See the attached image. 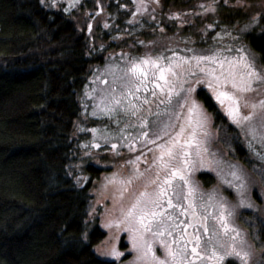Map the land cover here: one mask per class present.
Wrapping results in <instances>:
<instances>
[{
	"label": "snow or ice",
	"instance_id": "1",
	"mask_svg": "<svg viewBox=\"0 0 264 264\" xmlns=\"http://www.w3.org/2000/svg\"><path fill=\"white\" fill-rule=\"evenodd\" d=\"M77 3L71 0V7ZM130 3L129 35L137 25L144 28L145 17L155 25L153 32L164 33L155 15L160 0ZM56 4L52 0V6ZM217 5L218 0H208L196 5L200 11L172 12L169 19L183 27L191 24L186 16L214 14ZM257 23L254 16L238 32H247ZM87 27L91 33L92 24ZM103 27L110 25L105 22ZM215 27L216 22L204 25L200 39L206 41L208 30ZM225 36L233 41L240 38L231 31L217 32L207 48L194 47L190 37L180 41L183 47L171 40L158 43L137 38L135 43L144 52L121 51L103 72L93 73V88L86 86L82 99L85 119H107L108 123L90 129L77 126L78 132L91 133L80 147L89 150L85 155L101 148L114 156H120L121 150L131 154L122 166L127 174L119 180V217L104 225L126 232L131 247L121 252L113 245L100 255L114 261L132 255L122 264H250V253L244 248L247 241L233 224L236 207H253L248 186L236 164H228L225 171L226 162L210 150L209 117L196 99L197 90L206 88L231 124L244 133L248 150L264 162V67H257L243 45L224 44ZM88 99L91 112L83 102ZM201 169L215 172L218 185L205 191L195 183L192 174ZM137 184L125 204L124 193ZM221 186L236 193L237 205L230 206Z\"/></svg>",
	"mask_w": 264,
	"mask_h": 264
},
{
	"label": "trees",
	"instance_id": "2",
	"mask_svg": "<svg viewBox=\"0 0 264 264\" xmlns=\"http://www.w3.org/2000/svg\"><path fill=\"white\" fill-rule=\"evenodd\" d=\"M228 1L224 7L218 0L222 7L210 16L217 27L204 41L200 29L213 23L210 18L188 15L191 24L183 27L169 19L172 12L200 11L201 0H160L164 33L153 32L155 25L144 19V28L137 25L131 35L128 9L120 7L130 0H84L71 11H64L62 2L53 7L52 0H0V264H117L93 251L105 238L97 214L90 211L91 180L102 170L86 165L90 181L82 186L70 173L81 160L75 123L82 90L92 69L109 55L144 52L137 38L183 47L180 41L190 37L194 47L204 48L212 42L209 32L242 26L254 16L258 23L245 41L264 67V6L248 3L236 11ZM196 99L213 116L214 128L228 137L221 142L227 153L249 166L236 130L211 96L200 88ZM199 179L206 187L213 182L209 174ZM251 225L255 245L264 249L263 221L253 217Z\"/></svg>",
	"mask_w": 264,
	"mask_h": 264
},
{
	"label": "rangeland",
	"instance_id": "3",
	"mask_svg": "<svg viewBox=\"0 0 264 264\" xmlns=\"http://www.w3.org/2000/svg\"><path fill=\"white\" fill-rule=\"evenodd\" d=\"M84 0H79V3L76 4L75 7H71V0H57V4L64 3V6L68 8V11L74 10L78 8V5L82 3ZM120 2H126V0H120ZM207 3L208 0H201V3ZM229 2V1H228ZM231 3H233L234 10L238 11L240 6L243 7L248 3L251 4H257L258 6L262 5L264 6V0H242L241 4H237V0H233ZM229 4V3H228ZM221 5L226 6L227 4L224 3V0H221ZM220 4L217 5V13L218 8L220 9L222 6ZM132 5L126 6V9H131ZM151 7H156L155 5H152ZM65 9V8H64ZM264 9H260L262 11ZM160 6L156 7V18L159 22L166 21L165 17H162L160 14ZM212 13H208L206 16H203V21H206V19L210 18V20H207L208 23L216 21L215 16L210 17ZM190 16H186L185 19H190ZM146 19L147 18H143ZM250 23V22H249ZM245 23L242 26L234 25V28H227L225 26L224 28H221L220 30L210 33L209 32V38L212 41V36H215L217 32H220L221 35H223V31H231L233 36H239L240 38L236 41H233L230 37L225 36L223 43L224 44H234L235 46L243 45L245 48V52L250 56L254 57L256 61L257 67H261V64L259 62L258 56L253 52L250 47L246 44L245 41V35L246 33L250 32L255 25H252L250 29L247 32H238V29L243 28L244 25L249 24ZM109 29V28H108ZM223 29V31H222ZM213 31V30H212ZM213 43L210 42L208 45H205L204 48L209 47ZM207 46V47H206ZM119 54V53H117ZM117 54H111L106 58V61L99 67H95L92 69L90 76L87 80V84L85 85L84 89L81 93V102H80V108H81V117L79 120L75 123V134L81 139L79 143V150L76 154L80 160L77 165H75L70 173L74 172L76 173L75 182L79 184L80 186L85 185L87 182L90 181V176L85 172L86 165L90 164L94 166L95 168H98L102 170V172L99 174L97 179L91 180L92 182V188H91V205H90V211L91 214H97L99 219V227L100 229L105 233L104 240L96 245L93 248V251L97 258L105 261H113L117 264H122L123 261L131 260L132 255L126 254L125 257L121 258V261H114L111 257L100 255L101 252H106L111 249L113 245L117 247V249L121 252H127V249L131 247V245L128 243V236L126 232L118 231L115 226L112 228L104 227V225L110 220H114L119 217V202L121 200L118 189L120 188L119 180L122 176L127 174V167L124 166V161L128 158H130V155L126 150H121L120 156H114L110 151H106L103 148L101 149H92L91 155H85L84 153L89 151L88 149H82L80 147L81 144L86 143L88 140L91 139V133H88L87 135L83 132L77 131V126L83 127V128H93L107 124V119L100 120L96 118L89 117L87 120L85 119V109L82 106V99L84 98V93L86 90V86L88 90H91L93 88L92 84V77L93 73H96L98 70L99 72H103L105 69V66L111 62L112 59L115 58ZM111 78L109 77V86H110ZM96 87H101L97 83ZM206 93L211 96V93L204 88ZM213 102L215 103L218 111L222 114V116L225 118L227 125L232 126L239 136L240 143L242 145V148L245 150V152L248 154L249 158V166L247 164H244L243 162H240L236 160L234 157H231L226 149L225 146L221 144L223 139H227L225 135H223L222 132H219L216 128H214V120L213 116L208 112V110L203 106V108L206 110V113L208 114L209 121H210V136H209V142H210V150L217 154V159H222L226 163H224L222 166L224 167L225 171L227 170L228 164H236L238 168L240 169L241 175L246 182L248 186V192L247 196L252 202L253 207L252 208H235V217L233 219L234 226L239 229L240 231V237L245 239L247 243L245 244L244 248L245 251L250 253V264H261V256L264 252V249H258L257 246L254 243V240L252 236L250 235L249 231L251 225V221L253 217H257L264 223V182L261 179V175H264V162L257 159V157L248 150L247 144H246V137L243 132L239 128H237L235 125L231 124L228 117L225 115L223 109L220 107V105L213 99L211 96ZM84 103H88L89 107L87 109L88 112L92 111L91 104L92 101L90 99L84 100ZM200 102V101H199ZM201 103V102H200ZM245 112L247 109L244 110ZM257 147H259L257 145ZM203 170V169H202ZM203 172L211 175L213 177V182L210 184V186L206 187L203 186L200 182L198 184L201 185V188L205 191L211 190L214 186H217L219 181L215 174V172L209 171L207 169H204ZM79 178V179H78ZM198 180V179H197ZM111 181V182H110ZM138 187L137 185H133L127 192L124 193V199L123 202L126 204L129 201L130 193L133 188ZM221 190L223 191V195H225L229 202L230 206H235L239 203V198L236 196V193L231 189H226L221 186ZM241 220V221H240ZM244 222V225L241 224ZM158 254L159 251H158Z\"/></svg>",
	"mask_w": 264,
	"mask_h": 264
},
{
	"label": "flooded vegetation",
	"instance_id": "4",
	"mask_svg": "<svg viewBox=\"0 0 264 264\" xmlns=\"http://www.w3.org/2000/svg\"><path fill=\"white\" fill-rule=\"evenodd\" d=\"M203 170H204V169H203ZM203 170L201 169V170L195 171V172L192 174L191 179H192L195 183L200 182L201 184H203V182L199 179V177H200L201 174H207V173L203 172ZM197 179H198V180H197ZM197 181H198V182H197ZM198 185L201 187L200 184H198ZM203 186H204V184H203Z\"/></svg>",
	"mask_w": 264,
	"mask_h": 264
}]
</instances>
